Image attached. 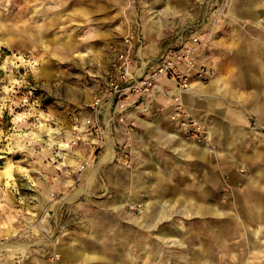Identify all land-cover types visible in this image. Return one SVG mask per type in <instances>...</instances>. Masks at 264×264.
<instances>
[{
  "label": "rangeland",
  "instance_id": "rangeland-1",
  "mask_svg": "<svg viewBox=\"0 0 264 264\" xmlns=\"http://www.w3.org/2000/svg\"><path fill=\"white\" fill-rule=\"evenodd\" d=\"M243 6L242 0H0V63L13 53L24 57L22 64L42 57L40 71L52 89L41 97L42 110L51 107L60 121L49 136L41 133L42 145L52 147L43 164L55 162L42 168L19 134L27 106L0 92V264H264V91L250 87L253 58L229 50L237 30L250 37L264 32V0ZM45 22L46 30L37 28ZM38 33L49 37L36 41ZM191 34L202 54H211V75L221 79L210 95L199 90L183 99L192 126L170 118L183 135L143 139L136 122L137 137L124 140L131 165L106 154L109 144L56 146L126 38L136 63L156 57L163 39L187 41ZM225 46L228 54L221 55ZM14 145L17 151L7 150Z\"/></svg>",
  "mask_w": 264,
  "mask_h": 264
},
{
  "label": "built area",
  "instance_id": "built-area-1",
  "mask_svg": "<svg viewBox=\"0 0 264 264\" xmlns=\"http://www.w3.org/2000/svg\"><path fill=\"white\" fill-rule=\"evenodd\" d=\"M200 46V40L169 46L147 61L139 73L130 40L126 38L124 47L112 53L110 57L105 81L95 90L89 103L91 112L79 113L73 118L72 126L61 133V139H65L62 142L69 143V148L86 145L96 150L107 146L113 136V127L107 125L101 117V112L107 106L114 108L110 120L119 129L124 127L129 136L137 122L135 118L128 117L129 111L137 106L145 95L155 98L159 93L169 95L174 100L170 118L183 125L192 126L194 120L186 112L183 94L192 89L194 81L206 80L212 72L209 65L197 61L196 52ZM163 77L173 79L174 85L168 87L162 81ZM142 109L147 108L143 106ZM112 149L111 155L115 160L131 165L129 141L115 139ZM84 162L82 160L81 168L84 167ZM2 241L3 237L0 235V243ZM58 256L59 254L55 253L52 259Z\"/></svg>",
  "mask_w": 264,
  "mask_h": 264
},
{
  "label": "crops",
  "instance_id": "crops-1",
  "mask_svg": "<svg viewBox=\"0 0 264 264\" xmlns=\"http://www.w3.org/2000/svg\"><path fill=\"white\" fill-rule=\"evenodd\" d=\"M261 2V0H242V4H244L243 8H245L247 6L248 9H253V7H255V4L258 2ZM255 18H259L260 17V12L258 11V13H256ZM36 27V26H35ZM44 28V30H46L47 28V23L45 22L43 25H38L37 28ZM42 32V31H41ZM256 33V32H255ZM264 37V32H261L260 30L258 31L257 35L254 37H250V36H246L244 34H241L238 30L236 31V35H235V39L234 41H232L233 43V48L229 49L227 46H225L226 48L223 49V47L220 48V53L221 55L228 54V49L230 51H233L235 53H237L236 55H244V56H248L250 55L251 58H253V61L251 63V66L249 67V70H251V77H252V82L250 84V87H252V91L254 94L258 93L260 91H264V39L261 41L259 39L260 36ZM49 35H39V33L35 36V40L38 41L39 38L41 39H45L48 38ZM182 37V36H181ZM181 37H176V35H172L171 37H167L165 39H163L162 43L159 44L158 49L155 50V54L154 56L157 54H159L161 51H163L165 48L169 47V46H176L182 42H185L184 39H182ZM257 37V38H256ZM198 36L191 34L190 37L187 39V41L189 42H194L196 40H198ZM226 40H228L227 38H225ZM231 39H229V41H231ZM202 49L199 48L196 52V57H197V61L198 63H203V64H207V65H212L213 60L211 59V54H202ZM210 53V50L208 51ZM150 56L145 55L142 59L141 62H137L136 61V66L139 68L138 72L140 73L143 69V67H145L146 62L149 61ZM210 58V59H209ZM228 61V59H227ZM216 62V61H214ZM140 64V65H139ZM217 64V63H216ZM239 64V63H238ZM109 66V60L107 62V64L103 67V69L99 72V79L97 80V84H95V86L93 87V92L100 87L104 81H105V73L106 70L108 69ZM239 70V67H238ZM221 79V77H219V75L214 76L211 75L209 76L208 79L203 80V81H195L192 85V89L186 93L183 94V99L185 102H187V98L190 97L191 95H195L196 91L198 92L199 90L201 91H205L207 92L208 95H210V93H212L213 90H216L217 87H215L217 85V83L219 82V80ZM162 81L168 86L171 87L174 85V80L169 78V77H163ZM237 87V85H236ZM92 92V93H93ZM94 94V93H93ZM93 94L91 96V99L89 100H84L81 102L79 110L81 111V113L83 114H89L91 112V108L89 107V103L90 101L93 99ZM258 96V95H257ZM173 105H174V100L171 96H166L163 94H158L155 98H152L148 95H145L143 100H140V102L138 103L137 106H134L131 111H129L128 113V117H133L136 119L137 121V126L139 128V137L140 138H145L147 140H155V139H170V140H174L175 138H178L179 136L183 135V133H181V131L179 130V128L177 127V125H175L171 119H170V113L173 109ZM145 106L147 109L143 110L142 107ZM114 113V108L111 107H105V109H103V111L101 112V117L104 120V122L107 125H111V127H113V136L111 137V140L109 141V145L108 147H110L108 153L110 152L112 153L113 149H112V142L115 139H120V140H125L128 137V133L126 132V129L124 127H122L121 129H119L115 123H113L110 118ZM237 116V115H236ZM239 117L243 118L242 115H239ZM226 134L230 131L225 130ZM237 132H242V130L240 129H236L234 130L233 133H237ZM232 133V134H233ZM132 134V132L130 133ZM135 137H137V131L134 132L132 134ZM227 136H229L227 134ZM233 136V135H231ZM237 137V136H236ZM228 138V137H226ZM61 151L65 152V151ZM196 152L199 155L202 156H206L205 155V146L204 145H199L196 147ZM68 152H65V154ZM134 200V198H129L128 200ZM59 249H60V253L62 255L63 252V247L62 244H59ZM61 259V258H60ZM57 260L58 262L60 261Z\"/></svg>",
  "mask_w": 264,
  "mask_h": 264
},
{
  "label": "clouds",
  "instance_id": "clouds-1",
  "mask_svg": "<svg viewBox=\"0 0 264 264\" xmlns=\"http://www.w3.org/2000/svg\"><path fill=\"white\" fill-rule=\"evenodd\" d=\"M24 61V57L20 54L13 53L11 57H5V62L0 63V69L5 71L3 79H0V92H3L7 96L12 104H15L17 107L27 106L24 111L23 118L25 121V127L19 132L20 135L27 137L24 141L28 145L29 155L36 156V163L41 164L42 168H49L55 163L51 161L48 165L43 164V160L50 158L51 146L47 143L46 146H43L41 141V133L46 136L50 135V132H55L57 128L60 127V121L57 119L56 115H53L51 107L47 111L42 110L46 103V97L42 99L41 97L46 92L48 96L52 95V89L49 86V83L44 79L45 74L40 71L42 65L46 63L43 61L42 57H29L26 63H21ZM24 67L25 71L20 73L18 69ZM36 71H33V69ZM14 69L15 74H13ZM7 83H4V81ZM32 88L33 91H29L27 95H22L19 99H13V96H16V93L21 89ZM36 89L40 90V95H34ZM31 98V103L29 102ZM11 114V113H10ZM19 115V113H16ZM35 118V121L31 124L28 123L29 119ZM51 122V123H49ZM53 124L57 125L56 128H53ZM4 133L0 131V136H3ZM17 135V130L13 129L12 138L9 139L11 142L12 139H15ZM57 147L69 148V143L55 142ZM36 144L39 147V150L32 148L29 149V145ZM8 151H17L16 146H12ZM59 155V154H58ZM55 167H61V164H56Z\"/></svg>",
  "mask_w": 264,
  "mask_h": 264
},
{
  "label": "bare ground",
  "instance_id": "bare-ground-1",
  "mask_svg": "<svg viewBox=\"0 0 264 264\" xmlns=\"http://www.w3.org/2000/svg\"><path fill=\"white\" fill-rule=\"evenodd\" d=\"M111 147V146H110ZM110 147H109V149H110Z\"/></svg>",
  "mask_w": 264,
  "mask_h": 264
}]
</instances>
